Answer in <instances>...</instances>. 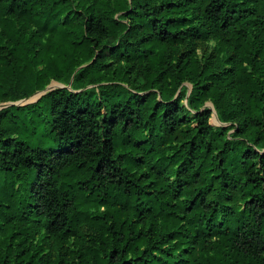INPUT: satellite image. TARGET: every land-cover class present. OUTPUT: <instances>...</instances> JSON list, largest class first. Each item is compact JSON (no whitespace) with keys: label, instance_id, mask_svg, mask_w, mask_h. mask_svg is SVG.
Masks as SVG:
<instances>
[{"label":"trees","instance_id":"16d2710c","mask_svg":"<svg viewBox=\"0 0 264 264\" xmlns=\"http://www.w3.org/2000/svg\"><path fill=\"white\" fill-rule=\"evenodd\" d=\"M51 80L0 110V264H264V0H0V103Z\"/></svg>","mask_w":264,"mask_h":264},{"label":"rangeland","instance_id":"374dc122","mask_svg":"<svg viewBox=\"0 0 264 264\" xmlns=\"http://www.w3.org/2000/svg\"><path fill=\"white\" fill-rule=\"evenodd\" d=\"M212 43H202L198 46V51L200 54H203L204 51L206 50H211L212 48ZM63 86H66L65 84H63L62 82H59V81H56V80H51L50 83L45 87V89L47 87H50L52 89H55V88H58V87H63ZM70 86V85H69ZM39 90L37 92H35L33 95H31L30 97H27V98H24V99H21V100H18V101H8V102H1L0 103V110L6 106H9V105H12V104H17V105H24V104H27V103H30V102H35L37 101L38 99H40L44 94V90ZM214 109V108H213ZM212 123L215 125V126H219V125H222L223 123L220 121L218 115H217V112L216 110L214 109V114L212 116ZM230 123H227L225 125H229ZM233 129H230L229 132H232Z\"/></svg>","mask_w":264,"mask_h":264},{"label":"water","instance_id":"95a60500","mask_svg":"<svg viewBox=\"0 0 264 264\" xmlns=\"http://www.w3.org/2000/svg\"><path fill=\"white\" fill-rule=\"evenodd\" d=\"M50 87H47L45 90H44V92H43V94H46L48 91H50Z\"/></svg>","mask_w":264,"mask_h":264}]
</instances>
